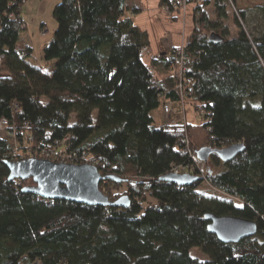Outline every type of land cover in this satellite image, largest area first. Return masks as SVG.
Returning <instances> with one entry per match:
<instances>
[{
  "label": "trees",
  "instance_id": "trees-1",
  "mask_svg": "<svg viewBox=\"0 0 264 264\" xmlns=\"http://www.w3.org/2000/svg\"><path fill=\"white\" fill-rule=\"evenodd\" d=\"M26 1L0 0V122L8 119L0 129V264H264V5L257 34L241 10L230 36L228 6L237 0H187L195 21L187 44L162 46L148 65L141 51L150 50L149 34L127 0H61L43 48L46 64L54 61L49 72L21 37ZM159 1L172 11L182 2ZM212 32L223 40L210 41ZM182 51L201 121L156 125L157 107L181 99ZM235 144L241 151L222 160ZM29 157L96 165L102 192L127 206L24 192L35 181L11 179L9 163ZM187 164L190 185L165 179ZM122 185L127 191L114 192ZM207 214L250 219L257 233L224 243ZM194 247L209 258L193 256Z\"/></svg>",
  "mask_w": 264,
  "mask_h": 264
},
{
  "label": "rangeland",
  "instance_id": "rangeland-1",
  "mask_svg": "<svg viewBox=\"0 0 264 264\" xmlns=\"http://www.w3.org/2000/svg\"><path fill=\"white\" fill-rule=\"evenodd\" d=\"M129 8L132 9L128 11V15H132L134 18L135 23L143 30L147 31L149 34V44L150 50L144 53V61L146 64H150L154 53H157L162 46H174V45H185L187 44V40L189 39L190 35L192 34V30L195 24L193 21L194 17V10L193 5L185 3V5H180L177 11H172L171 9L167 8L166 6L161 7L159 0H142L141 8L136 10L137 4L136 0H128ZM25 4V3H24ZM23 4V5H24ZM264 5V0H237L236 2H230L229 8V17L226 20V23L229 25L231 30L230 36H234L238 32V26L235 24L234 17L237 13L241 10H245L249 13V21L245 22L243 25L246 29L250 32H257L262 29L261 27V19L258 16V6ZM23 7V6H22ZM26 11L28 8L26 7ZM28 7L32 10L28 21V28L30 33V39L25 40L29 41L35 50L33 57L30 59L34 63H39L40 65L44 66L46 71L51 72V69L54 64V61L46 64V61L43 59L44 47L46 43L51 39V36L55 30L56 21L52 16V12L44 14L46 18V27H42L41 29L38 28V24L35 25L38 19H40V7L32 6V1L28 3ZM136 10V11H134ZM212 13V11H211ZM23 14V13H22ZM177 14V18L173 19V16ZM22 17V15H21ZM24 21V18H23ZM24 25L26 28V22L24 21ZM37 27V28H36ZM27 29V28H26ZM25 29V30H26ZM44 36V37H43ZM50 66V67H49ZM191 97L184 99L186 104H181V106L174 102V111L170 114L166 115L164 110L162 109V103L157 110L153 112V117L155 120L156 125H161L166 122L168 119L179 120V114H185V119L193 120V121H201L200 115L202 112L195 110L193 104L190 100ZM199 113V114H198ZM6 130V129H5ZM194 150L195 147L192 146ZM191 152L190 148L188 147L187 153ZM202 166L207 168V164L203 163ZM28 180V179H25ZM207 188L206 183L204 184L203 188L200 189L205 190ZM119 189V190H118ZM122 191H121V190ZM125 192L127 191L126 185H122L117 189H114V192ZM214 193V191L212 192ZM190 253L193 256H198L200 259L207 260L209 255L198 249L197 247L191 248Z\"/></svg>",
  "mask_w": 264,
  "mask_h": 264
},
{
  "label": "water",
  "instance_id": "water-1",
  "mask_svg": "<svg viewBox=\"0 0 264 264\" xmlns=\"http://www.w3.org/2000/svg\"><path fill=\"white\" fill-rule=\"evenodd\" d=\"M209 40L215 43L223 40L220 34L212 32ZM241 151L239 144L231 145L221 154L222 160H228ZM208 156L200 157L206 160ZM11 179L33 178L35 184L22 188L24 192H32L46 199H67L82 204L100 206H127L124 199L113 201L99 188L105 179L100 174L96 165L90 163L57 162L46 158L29 157L9 163ZM169 182L179 185H190L194 176L182 173H171L165 178ZM211 220V231L224 243L239 242L242 238L253 236L257 233V225L241 216L207 214Z\"/></svg>",
  "mask_w": 264,
  "mask_h": 264
},
{
  "label": "built area",
  "instance_id": "built-area-1",
  "mask_svg": "<svg viewBox=\"0 0 264 264\" xmlns=\"http://www.w3.org/2000/svg\"><path fill=\"white\" fill-rule=\"evenodd\" d=\"M185 3H187V0H182L181 5H185ZM146 51H147V47H144L143 50L141 51V54H144ZM181 54L182 55H181V60H180V64H179L180 66H178L177 69H176L177 70V74L180 76V82L178 84V87H179V90H180V97H181V99L178 100V102H176V104L179 103L180 106L183 103L186 104V101L184 102V99L188 98L187 97L188 96V92L187 91L190 88V86H188V84L190 82H192V79H193V78L190 77L188 79H185V80H187L186 82L184 80L185 70L186 69H185V67L183 65V60H184L183 51L181 52ZM173 105H174V102L173 101H169V100H167V102L164 103L162 109L164 110V113L166 115H168L172 111H174V109H173L174 106ZM178 119L179 120L168 119L164 123V126H169V125L179 124V123H183L184 125H186L188 123V121H189L188 119L187 120L185 119V114H182V112L179 114V118ZM7 125H8V119H6V118L2 119L1 122H0V129L2 131H5ZM188 147L191 150V152H188V153L191 155V157L194 158L196 153H197V151L194 150L192 148V146H189V144H188L186 147L183 148L185 150V152H187ZM203 163L205 164L206 162H197V164L199 165V168H200L201 171H203V169H204V166H202ZM192 166L187 164V165H184V166H181V167H176L174 169L173 173L182 174L183 171H185V173H189L191 171V169H192Z\"/></svg>",
  "mask_w": 264,
  "mask_h": 264
},
{
  "label": "crops",
  "instance_id": "crops-1",
  "mask_svg": "<svg viewBox=\"0 0 264 264\" xmlns=\"http://www.w3.org/2000/svg\"><path fill=\"white\" fill-rule=\"evenodd\" d=\"M32 1V6H36V7H40V19L37 20V22L35 23V25L38 24V28L41 29V26L42 27H46V18L44 17V14H47V11L50 15V13L52 12L53 13V10L56 6L57 3H59L61 0H27L25 2L26 4V7L28 8V10L26 11L25 9V4L23 5V14H22V18H24V21L26 22V30L23 31L22 33V37L26 38V39H29L32 41V39H30V33H29V28H28V21H29V17L32 10H30V8L28 7V3ZM128 3H130V1L127 0ZM136 4H137V7L136 9H140L141 8V4H142V0H136L135 1ZM137 9V10H138ZM37 28V27H36ZM44 37V36H43ZM176 46V45H174Z\"/></svg>",
  "mask_w": 264,
  "mask_h": 264
}]
</instances>
